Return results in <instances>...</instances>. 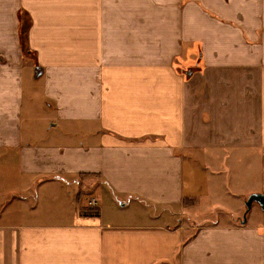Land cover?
Listing matches in <instances>:
<instances>
[{
  "label": "crops",
  "instance_id": "obj_1",
  "mask_svg": "<svg viewBox=\"0 0 264 264\" xmlns=\"http://www.w3.org/2000/svg\"><path fill=\"white\" fill-rule=\"evenodd\" d=\"M28 81L42 84L49 130L25 113ZM11 156L14 216L50 217L0 222V264H264V212L242 222L264 193V0H0ZM209 169L236 195L235 221L192 233L176 220L198 196L187 175ZM105 196L144 221L106 219Z\"/></svg>",
  "mask_w": 264,
  "mask_h": 264
},
{
  "label": "rangeland",
  "instance_id": "obj_2",
  "mask_svg": "<svg viewBox=\"0 0 264 264\" xmlns=\"http://www.w3.org/2000/svg\"><path fill=\"white\" fill-rule=\"evenodd\" d=\"M23 18L24 21H27L30 24V18L28 17V15L23 16ZM28 50H30L31 52L28 53ZM24 57L32 65L37 63L36 54L29 46V43L28 46L24 49ZM37 78L38 76L36 75V79ZM40 90L43 91V87L40 82H27L26 105L24 107V110L28 117H31L34 127L36 126V128L39 129L46 128L47 130H49V128H51V123H53L54 121L51 118V115H49L51 112L50 109L52 108L45 107L44 109L42 107V101H44V98L42 96L40 97ZM14 158L15 156H11V158L0 157V222H19L23 220L44 221L42 219H49L50 216H14V212H17L16 209H20V201L13 198L14 193H12V189L14 186H20L22 182V178L19 176V171L17 169V163L11 162ZM212 171L213 170L211 169H209V171H189L186 182L190 185L189 187H192V189H196V194L198 195L195 199L196 202L194 203V207L189 204L185 205L187 211L186 214H181V216L178 217L174 216V219H170L171 223H176L175 218L177 217L176 220L178 222L180 220H183L187 227L188 224L191 226V228L193 226L192 233H195L198 227L206 223H211L210 225H218L235 221L236 216H234L233 210L238 206L235 199L236 195H232L231 192L228 193V191L222 188L220 184L221 177L217 176V173V177L214 176L216 178L210 179L209 177L211 176ZM190 172L192 174H190ZM227 174L228 172L225 171V175ZM241 174L244 175V178L248 177L249 179L255 176L254 172L250 171V169H243V171H241ZM92 178L94 177L82 176L81 180L83 183L84 181H91ZM34 198L32 199V205L35 200ZM93 199L98 200L95 197H91L90 204ZM97 205L98 203H94V207H92V209L99 210V205ZM102 208L104 209L106 219H110L111 221L128 223L138 222L142 220L144 221L145 218V216H137L140 213V209L137 204L131 203L128 208L122 203L113 205L110 197L108 196H105V201ZM92 209L90 208L89 213L93 214ZM174 209L177 211L178 207ZM149 210L151 213L154 212V208H149ZM259 210L260 212H264L263 209H261V206L256 202L254 203L253 209L250 210L249 213L257 212ZM3 211H10V213H5V215L2 216ZM9 214L10 216H8ZM160 214L164 215V219H167L164 211H160ZM239 221H241V219H239Z\"/></svg>",
  "mask_w": 264,
  "mask_h": 264
},
{
  "label": "water",
  "instance_id": "obj_3",
  "mask_svg": "<svg viewBox=\"0 0 264 264\" xmlns=\"http://www.w3.org/2000/svg\"><path fill=\"white\" fill-rule=\"evenodd\" d=\"M257 202L261 208L264 210V193H259V192H255V193H252L248 199L246 200V211L244 213V216H243V220L242 222L245 223L246 222V215L247 213L251 210L252 208V205Z\"/></svg>",
  "mask_w": 264,
  "mask_h": 264
},
{
  "label": "trees",
  "instance_id": "obj_4",
  "mask_svg": "<svg viewBox=\"0 0 264 264\" xmlns=\"http://www.w3.org/2000/svg\"><path fill=\"white\" fill-rule=\"evenodd\" d=\"M20 22H21V40H22V46L25 49L28 46V42H29L28 41V31H29L28 25H29V22L24 21V18L22 16L20 17ZM27 52L30 53L31 51L28 50ZM192 71H194L193 68H191V72ZM92 211H93V214L90 213L92 215H94V214L95 215H99L100 214L99 210H97V209H92Z\"/></svg>",
  "mask_w": 264,
  "mask_h": 264
},
{
  "label": "built area",
  "instance_id": "obj_5",
  "mask_svg": "<svg viewBox=\"0 0 264 264\" xmlns=\"http://www.w3.org/2000/svg\"><path fill=\"white\" fill-rule=\"evenodd\" d=\"M96 204L97 203V201L96 200H93L92 202H91V204L93 205V204Z\"/></svg>",
  "mask_w": 264,
  "mask_h": 264
}]
</instances>
